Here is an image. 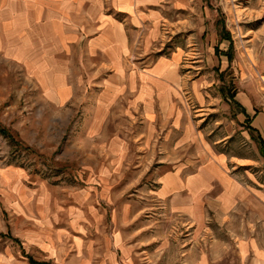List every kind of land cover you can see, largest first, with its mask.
<instances>
[{
	"label": "rangeland",
	"instance_id": "obj_1",
	"mask_svg": "<svg viewBox=\"0 0 264 264\" xmlns=\"http://www.w3.org/2000/svg\"><path fill=\"white\" fill-rule=\"evenodd\" d=\"M23 5L0 0V157L22 172L25 200L63 232L61 263L173 264L192 249L195 259L203 251L233 259L236 235L259 229L264 192V0L144 8L171 23H157L151 50L132 68L179 58L171 113L151 121L127 83L119 91L104 52L87 48L85 36L66 44L69 21L44 17L42 3L10 12ZM232 182L247 189L250 209L229 222L208 210L207 191Z\"/></svg>",
	"mask_w": 264,
	"mask_h": 264
},
{
	"label": "crops",
	"instance_id": "obj_2",
	"mask_svg": "<svg viewBox=\"0 0 264 264\" xmlns=\"http://www.w3.org/2000/svg\"><path fill=\"white\" fill-rule=\"evenodd\" d=\"M4 1L6 3L7 0ZM152 1L17 0L24 3L23 7L10 9V12H25L32 6L30 3L34 2L43 4L41 10L47 11L44 17L67 19L69 28L64 31V42L70 44L85 36L87 48L98 54L104 52L106 60L117 67L119 81H122L117 86L119 91L124 89L123 83H127L126 88L131 97L135 98V105L143 110L147 121H151L160 114L171 113L168 103L178 97V92L170 87L169 82H173V71L179 59L175 54L158 59L145 71L132 68L131 63L135 65L136 55H146L151 50L152 39L159 31L157 23L162 18L166 23H171L167 15L145 11L144 8ZM181 5L179 1L173 6L179 9ZM35 7L37 9L39 5ZM2 9L8 12L6 7ZM24 12L20 13L21 16ZM116 15H123L125 20H118ZM149 18L157 21L146 24ZM147 25H154L153 30L150 31ZM142 61H146V57ZM164 124L166 127L168 122ZM200 172L198 178L203 174L200 175ZM22 177V172L12 169L7 159L0 157V264H37L31 262L29 256L37 261H46V264H64L60 260L62 250H56L57 243L59 246L64 241V234L56 232L51 218L41 216L40 206L34 199L25 200ZM225 178L228 180V176ZM219 190L216 187L208 188L207 205L208 210L222 214L224 220L230 222L234 218L233 212H238L241 217L250 209L246 188L232 182L224 186L223 192ZM202 194H205L203 186L198 185L195 188V195H198L195 196L196 211H201ZM257 194L260 201L256 203L258 213L255 222L259 229L255 234L236 235L233 259L230 260L226 251L222 253V261L220 252L216 251L199 252L195 259V250L192 249L173 264H264V192ZM56 258H59L58 262ZM95 258L98 259L97 256ZM95 263L105 264L101 260ZM83 264H90V261L85 260Z\"/></svg>",
	"mask_w": 264,
	"mask_h": 264
},
{
	"label": "trees",
	"instance_id": "obj_3",
	"mask_svg": "<svg viewBox=\"0 0 264 264\" xmlns=\"http://www.w3.org/2000/svg\"><path fill=\"white\" fill-rule=\"evenodd\" d=\"M2 130V129H1ZM4 132V131H3ZM260 143H261V153H262V155L264 156V139H261V141H260ZM30 258V261L31 262H33V263H37V264H41L42 262H40V261H37V260H35L33 257H29Z\"/></svg>",
	"mask_w": 264,
	"mask_h": 264
}]
</instances>
